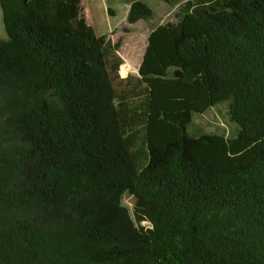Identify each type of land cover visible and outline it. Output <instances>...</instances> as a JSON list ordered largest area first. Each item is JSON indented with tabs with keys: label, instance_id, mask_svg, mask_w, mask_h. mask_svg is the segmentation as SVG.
Instances as JSON below:
<instances>
[{
	"label": "trees",
	"instance_id": "1",
	"mask_svg": "<svg viewBox=\"0 0 264 264\" xmlns=\"http://www.w3.org/2000/svg\"><path fill=\"white\" fill-rule=\"evenodd\" d=\"M162 1L123 77L81 0H0V264H264V0ZM200 88L235 133L188 138Z\"/></svg>",
	"mask_w": 264,
	"mask_h": 264
},
{
	"label": "rangeland",
	"instance_id": "2",
	"mask_svg": "<svg viewBox=\"0 0 264 264\" xmlns=\"http://www.w3.org/2000/svg\"><path fill=\"white\" fill-rule=\"evenodd\" d=\"M133 1L81 0L82 15L96 29L98 34H105L114 42L122 39L120 54L125 61L121 72L123 77L138 73L150 32L161 24L177 22L176 14L180 8L162 0H142L153 9L154 16L150 20H141L135 24H130L128 14ZM184 23L187 32L207 36L209 50L212 52L213 38L199 19L194 14H190ZM0 37L8 39L1 6ZM193 65L202 72L211 67L212 60L210 58L208 61L193 63ZM191 100L195 104L197 112L194 115L192 125L188 126V138L204 133L230 136L236 132V124L231 121L227 102L213 106L210 102L209 93L205 88H200L192 94ZM124 203L132 211L134 198L131 195L125 194Z\"/></svg>",
	"mask_w": 264,
	"mask_h": 264
},
{
	"label": "crops",
	"instance_id": "3",
	"mask_svg": "<svg viewBox=\"0 0 264 264\" xmlns=\"http://www.w3.org/2000/svg\"><path fill=\"white\" fill-rule=\"evenodd\" d=\"M142 59H143V56H142V58H141L140 64H141V62H142ZM124 77H126V76H124Z\"/></svg>",
	"mask_w": 264,
	"mask_h": 264
}]
</instances>
